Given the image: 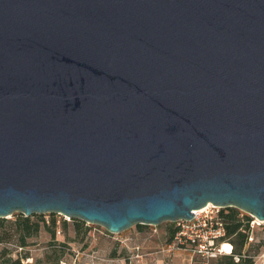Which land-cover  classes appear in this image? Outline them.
<instances>
[{
    "label": "water",
    "instance_id": "95a60500",
    "mask_svg": "<svg viewBox=\"0 0 264 264\" xmlns=\"http://www.w3.org/2000/svg\"><path fill=\"white\" fill-rule=\"evenodd\" d=\"M209 203L264 222V0H0V218Z\"/></svg>",
    "mask_w": 264,
    "mask_h": 264
},
{
    "label": "rangeland",
    "instance_id": "374dc122",
    "mask_svg": "<svg viewBox=\"0 0 264 264\" xmlns=\"http://www.w3.org/2000/svg\"><path fill=\"white\" fill-rule=\"evenodd\" d=\"M220 211L225 214L229 209L220 207ZM239 213L240 216L249 215L242 210H239ZM37 215L41 218L39 232L27 240L28 244L21 252L22 256L27 254L31 257L32 262L28 264H52L53 257L48 259V256L53 249H58V252L62 250L59 252L60 264H202L204 262V259L190 250L182 247L168 248L174 237L172 221H163L157 225L134 224L116 233L108 231L102 225L59 213ZM15 218V213L10 214L6 222ZM1 220L3 218H0ZM8 228L7 226L6 229ZM250 236L252 240H249ZM230 238L236 241L235 236ZM16 244V235H13L10 240L0 243V249L7 246L14 251ZM242 253L252 258V264H264V257H261L264 253V222H254L253 226L249 227ZM230 255L232 253L221 254L211 261V264L240 263L235 259L236 255ZM37 260H40L39 263Z\"/></svg>",
    "mask_w": 264,
    "mask_h": 264
},
{
    "label": "trees",
    "instance_id": "16d2710c",
    "mask_svg": "<svg viewBox=\"0 0 264 264\" xmlns=\"http://www.w3.org/2000/svg\"><path fill=\"white\" fill-rule=\"evenodd\" d=\"M229 209L228 213L224 214L226 221V240L230 241L233 249L232 255L238 256L239 264H252L253 260L251 257H247L242 253L246 245V238L248 235L250 221L252 217L249 215L240 216L239 210L235 207H227ZM16 218L6 222V218L0 221V243L3 241L10 240L13 235H16V246L14 251H11L7 246H3L0 249V264H25L22 262V258L28 257L27 254L21 255L23 248L28 244L27 240L30 237L37 235L40 229V220L37 214L30 216H25L22 213H15ZM53 214V213H52ZM41 215V214H39ZM5 219V220H4ZM54 223V219H52ZM9 227L6 229V227ZM12 230V231H10ZM53 234V231H51ZM173 235L175 233V225L172 226ZM230 236H235L236 241L234 242ZM234 244V245H233ZM19 247H22L21 250H18ZM14 252V254H13ZM62 252V250H59ZM58 252V249H53L51 255L48 259L52 258V264H60L61 253ZM230 255V256H232ZM40 260H37L39 263Z\"/></svg>",
    "mask_w": 264,
    "mask_h": 264
},
{
    "label": "built area",
    "instance_id": "2783aa9c",
    "mask_svg": "<svg viewBox=\"0 0 264 264\" xmlns=\"http://www.w3.org/2000/svg\"><path fill=\"white\" fill-rule=\"evenodd\" d=\"M254 222H258V220L253 218L250 221V226H253ZM174 225L173 241L168 245V248L182 247L190 250L193 254L204 259L202 264H211V261L224 254L221 251V245L228 240L224 238L226 236V221L220 207L206 205L201 209L194 210L192 219L177 220ZM249 240H252L251 236ZM21 249L22 247L18 248V250ZM261 257H264V253L261 254ZM235 259H239L237 255ZM22 262L28 264L32 262V259L25 257L22 258Z\"/></svg>",
    "mask_w": 264,
    "mask_h": 264
},
{
    "label": "bare ground",
    "instance_id": "6f19581e",
    "mask_svg": "<svg viewBox=\"0 0 264 264\" xmlns=\"http://www.w3.org/2000/svg\"><path fill=\"white\" fill-rule=\"evenodd\" d=\"M212 204H208V206H211ZM221 251L224 254H229L232 251V245L229 242H223L221 245Z\"/></svg>",
    "mask_w": 264,
    "mask_h": 264
}]
</instances>
